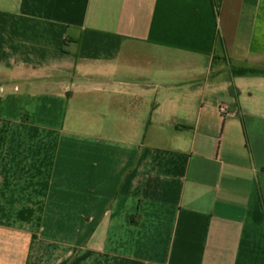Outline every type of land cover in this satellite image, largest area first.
Listing matches in <instances>:
<instances>
[{
	"label": "crops",
	"instance_id": "obj_1",
	"mask_svg": "<svg viewBox=\"0 0 264 264\" xmlns=\"http://www.w3.org/2000/svg\"><path fill=\"white\" fill-rule=\"evenodd\" d=\"M233 68L264 0H0V264H264V75Z\"/></svg>",
	"mask_w": 264,
	"mask_h": 264
},
{
	"label": "trees",
	"instance_id": "obj_2",
	"mask_svg": "<svg viewBox=\"0 0 264 264\" xmlns=\"http://www.w3.org/2000/svg\"><path fill=\"white\" fill-rule=\"evenodd\" d=\"M233 74L236 76H259V75H264V69H259V68H233ZM132 223H136V220L133 219Z\"/></svg>",
	"mask_w": 264,
	"mask_h": 264
},
{
	"label": "built area",
	"instance_id": "obj_3",
	"mask_svg": "<svg viewBox=\"0 0 264 264\" xmlns=\"http://www.w3.org/2000/svg\"><path fill=\"white\" fill-rule=\"evenodd\" d=\"M220 110H221L222 112H225V111H226L224 108H221Z\"/></svg>",
	"mask_w": 264,
	"mask_h": 264
}]
</instances>
